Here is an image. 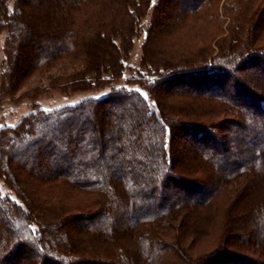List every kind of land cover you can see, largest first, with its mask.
Here are the masks:
<instances>
[{
	"label": "trees",
	"instance_id": "1",
	"mask_svg": "<svg viewBox=\"0 0 264 264\" xmlns=\"http://www.w3.org/2000/svg\"><path fill=\"white\" fill-rule=\"evenodd\" d=\"M204 1L0 0L6 93L66 58L82 67L54 82L61 93L111 83L102 96L49 111L35 104L0 126V179L15 192L0 190V264H264V21L225 9L231 41L211 64L158 56L172 25L163 21ZM149 3L153 22L139 27L147 67L115 84ZM227 111L243 121H211ZM231 142L240 156L227 161ZM242 177L217 228L216 197ZM212 233V250L195 251Z\"/></svg>",
	"mask_w": 264,
	"mask_h": 264
},
{
	"label": "rangeland",
	"instance_id": "2",
	"mask_svg": "<svg viewBox=\"0 0 264 264\" xmlns=\"http://www.w3.org/2000/svg\"><path fill=\"white\" fill-rule=\"evenodd\" d=\"M156 1L167 3L169 5H174L176 3L175 0ZM180 1L181 0H178L179 4H181ZM239 3L240 2H236V0H205L196 12H191L185 17L180 16L175 21H163V24L169 22L172 25L169 26L170 29L169 27L163 28L164 34L161 33L162 35L159 37V43H157V46L161 51L158 55L160 60H163L162 62L165 61L170 63L171 65H177L179 63H188L191 59L203 55L205 57L207 56L206 62H208V64L214 62L217 57L222 55V49L227 47L231 41L230 31L228 30L229 24H231V18L225 14V9H229V13L240 12L239 15H241V17L251 19V21H253L255 15H259L261 20L264 21V0H244L240 4ZM9 4L12 7L14 0H9ZM233 4H236V6ZM154 6L155 4L153 5L149 3V5H144L138 10L140 13V22H138L139 24L137 23L134 31L135 35H133L131 44L128 46L130 52L127 53L126 58V74L124 78L121 77L116 80L115 84L118 83L119 85H123V81H126L127 78L129 79L130 77L135 76L139 71L144 72L147 67V65L146 67L141 66V59L144 54L145 38L141 34L139 27L143 25H150L151 22H153ZM157 26L161 27V25ZM157 26L155 29L158 30ZM151 30H153V26L151 27ZM7 34L8 31L6 29L0 30V126L17 123L25 114L34 110L35 104H37L36 106L39 105L45 109H52L60 105L76 103L82 97L88 95L102 96L108 91L111 83L106 84L102 88L61 93L60 90L54 87V82L60 80L64 76H67L73 72L74 69H78L80 65V67H82L81 60L73 61L72 58H66L58 60L49 69L36 71L18 88V90L6 93L5 88H7V83L5 79H7V73H5L4 68L7 64V56L5 52V40ZM261 35L260 41L264 43V32ZM225 51L226 53H229L227 49ZM164 68V66L160 67L158 71L162 72ZM250 70L251 69H245V72L243 73L247 74ZM257 73L254 74L256 76H253V78L255 82L258 83L259 80ZM128 87L139 89L142 93L146 94V91L142 89L138 83H130ZM171 90H175L174 87ZM166 102L171 103L174 107L183 104V102L178 101L177 97H169L166 99ZM217 115L218 116L214 115L212 117V122L222 123L226 120H237L239 118L237 115L231 113V111L217 112ZM238 120L243 121L242 118ZM232 129L237 131L236 127H233ZM179 141V138L175 136L173 146L177 147V145H179ZM243 143L244 141L242 140V144ZM230 144L232 149L224 153V155L221 154L227 161L235 160L240 156V153H238L236 148L237 142H231ZM190 145L193 144L190 143ZM198 145L200 146V144H197V146ZM246 155L248 157L249 153ZM126 170H128V168ZM247 183L248 179L246 177H242L241 179L230 182V184L225 186L218 193L215 207L218 209L219 215L221 216H219L216 220L217 228H219L218 226L222 221L224 209L242 189V186ZM0 190L5 194L10 193L11 196H14L15 194V192L11 190L2 179H0ZM70 201L79 202V196L72 197ZM1 215L2 214H0V216ZM215 235L217 234L215 233ZM215 235L212 233L210 237L207 239L205 238L202 242L196 244L194 246V250L202 252L206 250V252L211 251V248L215 246L217 241ZM241 236L245 237L243 233Z\"/></svg>",
	"mask_w": 264,
	"mask_h": 264
},
{
	"label": "snow or ice",
	"instance_id": "3",
	"mask_svg": "<svg viewBox=\"0 0 264 264\" xmlns=\"http://www.w3.org/2000/svg\"><path fill=\"white\" fill-rule=\"evenodd\" d=\"M135 91H139V89H136ZM145 99H147L146 95H145ZM45 111H49V110L46 109Z\"/></svg>",
	"mask_w": 264,
	"mask_h": 264
}]
</instances>
